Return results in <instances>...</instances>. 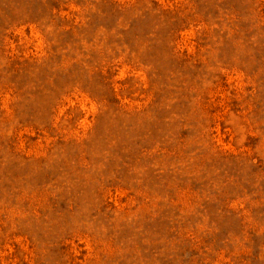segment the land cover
<instances>
[{"label":"rangeland","instance_id":"1","mask_svg":"<svg viewBox=\"0 0 264 264\" xmlns=\"http://www.w3.org/2000/svg\"><path fill=\"white\" fill-rule=\"evenodd\" d=\"M0 264H264V0H0Z\"/></svg>","mask_w":264,"mask_h":264}]
</instances>
